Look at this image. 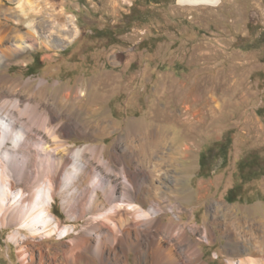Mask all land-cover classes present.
Segmentation results:
<instances>
[{
	"label": "rangeland",
	"instance_id": "obj_1",
	"mask_svg": "<svg viewBox=\"0 0 264 264\" xmlns=\"http://www.w3.org/2000/svg\"><path fill=\"white\" fill-rule=\"evenodd\" d=\"M8 27L22 32L5 34ZM67 28L68 38L62 32ZM0 29V37L9 36L1 47L17 45L22 51L2 61L0 83L14 80L16 94L54 102L58 112L92 132L74 133L70 122L64 139L71 147L104 146L107 159L113 147L128 149L127 135L137 127L152 155L150 163L145 161L136 141H130L133 166L147 167L138 173L137 184L160 186L156 176L167 174L171 197L157 195L166 212L156 218L163 224L180 222L188 232L196 229L188 243L202 254V263L243 259L235 255L244 250L242 242L250 253L264 251V0H219L215 6L177 0H0ZM17 34L22 39L13 38ZM26 46L30 49L22 50ZM41 82L42 90H36ZM80 90L86 94L80 102H62L67 91L74 96ZM197 95L202 101L190 111L201 113L195 125L180 112ZM64 122L54 120L55 125ZM227 135L231 142L223 162L217 143ZM183 141L191 147L189 156L172 154ZM246 166L258 170L243 178L240 168ZM233 187L240 190L227 195ZM54 199L51 213L70 229L69 236L64 240L57 233L43 242L59 249L81 232L89 215L70 220L61 198ZM19 230L0 225V264H28L11 240ZM19 237L24 240L25 234ZM172 241L178 250L186 248V242ZM150 251L143 253L151 264ZM135 253L130 250L129 264H136Z\"/></svg>",
	"mask_w": 264,
	"mask_h": 264
},
{
	"label": "bare ground",
	"instance_id": "obj_2",
	"mask_svg": "<svg viewBox=\"0 0 264 264\" xmlns=\"http://www.w3.org/2000/svg\"><path fill=\"white\" fill-rule=\"evenodd\" d=\"M48 27L53 26L46 28ZM11 32L15 34L22 31H12L8 27L5 34ZM62 32L67 37L72 31L67 28ZM31 33L27 31L28 36L35 39L34 33ZM8 38L5 35L0 37V66L3 60L13 59L22 52L17 45L12 49L2 48ZM13 38L22 39L19 34ZM29 47H22V50ZM13 81L7 78L5 83H0V225L20 226V230L12 235L11 240L18 245L21 257L29 260L28 264H129L128 254L131 249L136 252V264H150L147 253H143L150 250L151 264H192L191 259H195L196 264H205L201 262L202 254L194 245L188 243L190 232L194 234L196 229L190 228L188 232L180 222L163 224L156 218L166 212L164 207H160L157 195L166 194L168 198L171 197L168 193L172 186L163 178H166L167 174L164 172L156 176L160 186H155L153 181L149 182V187L137 184L138 173H145L147 167H138L143 170H137V167L133 166L130 159V148L133 145L130 141H136L145 161L150 163L152 158L149 147L142 142V134L137 127L130 128L127 135L126 140L130 143L128 149L119 151L113 147L111 157L107 159L104 157L107 152L104 146L74 149L64 139L70 122L71 131L74 133L88 136L92 132L72 117L70 121L69 116L65 115L66 112H58L59 108L54 102L16 94ZM43 83H38L36 90H42L38 88H41ZM24 85L30 86L28 82L23 83ZM117 88H112V92ZM85 96L82 90L74 96L67 91L62 96V102L73 104L80 102ZM106 97L107 95L97 103L104 102ZM190 97L187 95L185 100ZM200 101L202 100L197 95L192 97L191 103L182 104L180 113L181 117H184L183 120L195 121V125L200 124V119H197L200 111L190 113L192 105ZM96 110H100L97 105ZM57 119L65 122L55 125L54 120ZM32 130L35 131L34 135ZM9 143L12 147L8 146ZM190 151L191 147L183 141L178 148L171 150V153L189 156ZM99 169L105 175H101ZM161 186L165 187V190ZM55 196L61 198L68 219L78 221L89 215L81 232L71 237L69 242L62 241L59 249L43 242L46 238L51 240L57 233L64 240L69 236L70 229L65 228L51 213L50 204L54 202ZM35 198L38 200L34 201ZM153 201L155 204L147 209L143 208L145 204ZM20 234H25L24 240L20 239ZM148 238L150 242L145 243ZM172 240L177 243L186 242V248L178 250ZM238 245L244 250L235 255L243 259L234 262L229 258L231 264H264V251L256 249L259 253H250L245 242ZM255 255L258 256L255 258Z\"/></svg>",
	"mask_w": 264,
	"mask_h": 264
},
{
	"label": "trees",
	"instance_id": "obj_3",
	"mask_svg": "<svg viewBox=\"0 0 264 264\" xmlns=\"http://www.w3.org/2000/svg\"><path fill=\"white\" fill-rule=\"evenodd\" d=\"M154 1H157V0H151V2H154ZM35 62V61H34ZM33 62V63H34ZM29 70V69H28ZM264 109V108H263ZM230 139H229V136L227 135L226 136V138H224L222 141H221V143H217L218 144V149H217V152L220 154V155H222V160H223V162H225V160H226V155H227V152H228V147L230 146ZM252 162V161H251ZM203 163H204V161H203V157H202V155H200V159H199V164H200V173L202 172V170H203ZM253 164H255V162H253ZM253 167V166H252ZM252 167H250V166H246V167H242V168H240V173H241V175H243V176H245V177H243V178H246V176H251L252 175V172H254V173H256L257 172V168L255 167V168H252ZM255 169V170H254ZM254 170V171H253ZM246 173V174H245ZM253 173V174H254ZM257 174H259V173H257ZM256 174V175H257ZM253 179V178H252ZM244 180L245 179H243V181L242 182H244ZM251 180H249V179H247L246 181H245V183H249ZM240 189L238 188V187H233V188H231L230 190H228L227 191V195H234L235 194V192L237 191H239Z\"/></svg>",
	"mask_w": 264,
	"mask_h": 264
},
{
	"label": "water",
	"instance_id": "obj_4",
	"mask_svg": "<svg viewBox=\"0 0 264 264\" xmlns=\"http://www.w3.org/2000/svg\"><path fill=\"white\" fill-rule=\"evenodd\" d=\"M179 4L215 6L219 0H177Z\"/></svg>",
	"mask_w": 264,
	"mask_h": 264
}]
</instances>
